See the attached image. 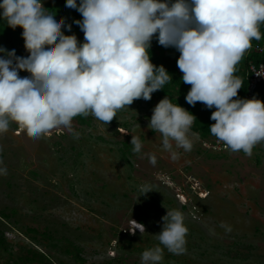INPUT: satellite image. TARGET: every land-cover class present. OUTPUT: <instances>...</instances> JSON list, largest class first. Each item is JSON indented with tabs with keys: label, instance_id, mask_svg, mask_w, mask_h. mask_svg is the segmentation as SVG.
<instances>
[{
	"label": "rangeland",
	"instance_id": "rangeland-1",
	"mask_svg": "<svg viewBox=\"0 0 264 264\" xmlns=\"http://www.w3.org/2000/svg\"><path fill=\"white\" fill-rule=\"evenodd\" d=\"M0 45L12 49L1 37ZM158 101H134L106 123L91 113L73 117L78 136L60 126L36 137L10 118L0 132L8 165L0 171V264H141L142 251L160 243L155 234L172 209L188 227L186 251L165 247L157 264H264V140L251 155L212 151L190 126L191 150L174 145L172 159L148 124ZM131 136L143 141L140 152ZM145 183L153 190L142 194Z\"/></svg>",
	"mask_w": 264,
	"mask_h": 264
},
{
	"label": "clouds",
	"instance_id": "clouds-1",
	"mask_svg": "<svg viewBox=\"0 0 264 264\" xmlns=\"http://www.w3.org/2000/svg\"><path fill=\"white\" fill-rule=\"evenodd\" d=\"M65 5L82 14L72 23L83 31V41L75 33L65 34L62 26L70 30L71 23L43 0H0V17L12 28L22 27L30 49L17 53L0 45V132L15 117L36 137L60 126L78 136L74 116L91 113L106 123L135 98L150 99L172 80L162 64L150 60L155 34L160 45L180 53L181 79L191 85L184 97L188 104L215 106L212 134L247 155L264 140V102L238 96L243 82L234 74L252 39L261 38L264 0H65ZM24 67L31 71L22 73ZM194 119L166 95L153 107L148 124L161 133L162 146L176 159L174 145L192 148L187 133ZM130 143L133 151H141L140 137L131 136ZM148 156L155 164L156 155ZM7 170L0 156V171ZM140 187L142 194L153 190L147 183ZM162 220L155 234L160 243L142 251L141 264H157L165 247L177 254L186 251L182 212L169 210Z\"/></svg>",
	"mask_w": 264,
	"mask_h": 264
},
{
	"label": "trees",
	"instance_id": "trees-1",
	"mask_svg": "<svg viewBox=\"0 0 264 264\" xmlns=\"http://www.w3.org/2000/svg\"><path fill=\"white\" fill-rule=\"evenodd\" d=\"M77 3H79V0H77ZM45 4L50 8H55L52 10L53 11L57 10L58 16L65 17L66 21L68 23H71L70 30L64 29L62 26V30L65 32V34L75 33L78 38V41H83L85 39L84 33L79 28V26L75 23H72L74 19L82 18L81 13H79L75 8L66 6L65 0H48L45 2ZM259 30L261 32V38L259 40L253 38L251 42L252 46L256 43L259 44L264 43V22H262L259 25ZM21 33H22L21 26H16L15 28H12L7 25L6 20L4 18L0 17V37L6 44L9 45L10 48H14L20 45L26 49H29L25 46L24 37L21 35ZM249 49H247L244 52L241 60L236 65V71L234 73L235 75L239 76L243 82L242 87L237 90L238 96L245 98L247 95L248 82H249L246 76V69L248 67V62L254 61L255 63L258 62L264 63V53L260 55L253 51H249ZM148 51L150 53V60L156 65L162 64L172 76V80H169L164 85H162L161 89L155 90L151 94V97L157 96L158 99L160 100L166 95L169 96V98L172 100L173 103L175 102L178 103L179 105L183 106L185 109L190 111L195 116V119L191 124L192 130L197 132L204 139L208 138L209 136H215L210 132L209 129V126L215 122L213 119H210V114L213 110H215V106H213L212 108L205 107L204 103L201 101H197L194 105H190L184 98L191 85L189 83L183 82L181 79L182 72L176 63V60L180 55L179 51L172 46L164 47L160 45L155 39V34L153 36ZM253 96L259 98L262 102H264V82H260L259 84H257L250 98H252ZM142 99L144 98H135L133 102ZM233 99H235V97H233ZM74 117L83 120L82 114H78ZM3 241H4V237L0 234V244H2ZM40 255L46 258V256L41 252ZM32 257L33 255L30 254L26 256L25 259L30 260V258Z\"/></svg>",
	"mask_w": 264,
	"mask_h": 264
},
{
	"label": "built area",
	"instance_id": "built-area-1",
	"mask_svg": "<svg viewBox=\"0 0 264 264\" xmlns=\"http://www.w3.org/2000/svg\"><path fill=\"white\" fill-rule=\"evenodd\" d=\"M249 51H253L260 55L263 54L264 53V43L254 44L249 49ZM257 74H260V75H257ZM246 76L249 81L246 98H250L257 84H259L260 82H264V63L263 62L255 63L254 61H249L248 67L246 69ZM202 146L205 149L212 150V151H219V152L233 151L222 140L218 139L216 136H211L209 138L202 140ZM166 182L167 181L165 180L164 183ZM190 187L193 190V192L196 193L200 198L207 196L206 190L196 191L195 185L193 184H190ZM176 197L178 198L180 202H182L183 205L186 204L185 203L187 199L186 195L178 191L176 194Z\"/></svg>",
	"mask_w": 264,
	"mask_h": 264
},
{
	"label": "bare ground",
	"instance_id": "bare-ground-1",
	"mask_svg": "<svg viewBox=\"0 0 264 264\" xmlns=\"http://www.w3.org/2000/svg\"><path fill=\"white\" fill-rule=\"evenodd\" d=\"M130 224L133 225L135 229H138V228H139V226H137V225L134 224L133 222H131ZM141 229H142V228H141ZM139 230H140V229H139Z\"/></svg>",
	"mask_w": 264,
	"mask_h": 264
}]
</instances>
